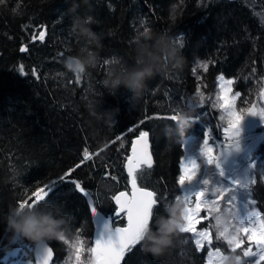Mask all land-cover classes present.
<instances>
[{"label": "trees", "instance_id": "16d2710c", "mask_svg": "<svg viewBox=\"0 0 264 264\" xmlns=\"http://www.w3.org/2000/svg\"><path fill=\"white\" fill-rule=\"evenodd\" d=\"M77 18H87V26L100 37L98 47L86 45L81 38L77 43L69 35ZM145 24L153 33L166 35L172 46L175 42L182 68L168 76H154L136 101L128 102L124 88L116 97L108 95L102 80L110 65H118L111 61L135 63ZM41 31L45 32L43 41ZM85 46L97 53V63L77 83L65 71L63 61L86 52ZM22 47L26 50L21 51ZM196 57L207 62L208 70L201 72L207 85H213L219 72L233 76V89L242 93L237 107L250 103L264 72V0H0V242L12 235L6 218L24 195L25 185L34 190L58 179L84 160L86 150L90 158L69 179L81 181L98 211L108 212L114 223L122 224V216L113 214L112 195L127 187L123 161L131 138L140 130L150 132L153 157V167L143 169L140 183L169 198L182 151L180 140L196 131L199 123L178 126L170 119L154 118L139 125V121L145 115L167 116L177 104L181 108L183 91H189L197 80L192 63ZM104 59L109 65L101 64ZM89 105L97 112L118 106L120 112L115 121L98 120L90 115ZM182 115L198 114L182 109ZM252 151L264 169V135ZM13 170L21 175L17 183H8ZM256 181L252 188L262 193L263 183L258 177ZM47 204L58 205L67 214L65 234L90 237L89 209L73 184L60 182ZM44 241L56 257L62 241ZM171 250L154 258L137 245L121 264H168Z\"/></svg>", "mask_w": 264, "mask_h": 264}, {"label": "snow or ice", "instance_id": "6c2138e0", "mask_svg": "<svg viewBox=\"0 0 264 264\" xmlns=\"http://www.w3.org/2000/svg\"><path fill=\"white\" fill-rule=\"evenodd\" d=\"M148 30L150 27L145 24L140 34ZM69 35L80 43V36L75 30H72ZM44 38L45 32L41 31L39 39L43 41ZM139 42L138 37L137 43ZM173 46L175 47V42ZM20 50L26 49L22 47ZM83 50L87 51L88 48L85 46ZM166 60L167 57H165ZM109 63L108 59L101 62L103 66ZM111 63L118 64L122 68L128 66L122 60H113ZM203 67L205 71L208 70L207 64ZM23 71L21 68V74ZM75 80L77 83L81 82L82 76H75ZM219 80L222 81L223 76ZM234 83L233 79L220 83L214 100H211V97L206 100L204 92L197 85L195 94L199 97V104L185 100L188 108H204L208 100H211V107L220 112L218 120L221 123L215 128L210 123L203 125L202 136L196 135L193 139L190 134L185 139L184 155L180 161L179 175L176 180L180 194L176 195L175 202L182 205L178 231L181 234H191L197 251L207 248L208 264H226L229 260V256L225 255L220 247L215 246L218 241H224L232 253L241 250L243 258H246L243 264H261L264 262V213L256 208L257 201L252 199L250 191L251 187L257 183L254 177L258 163L250 154L243 162L238 158L245 151L242 147V123L246 117H253L261 126H264V103L258 106L253 101L250 107H237V100L242 97V93L234 91ZM169 99L172 98L169 97ZM259 99L264 102V88L260 89ZM244 102L247 103V100ZM181 115L182 109L177 104L171 107L170 114L167 116L145 115L139 121V125L154 118L170 119L178 125ZM206 115V112H202L195 117L183 116L188 124H192L203 123ZM128 131L134 132L135 128H129ZM216 131L223 132V140L215 134ZM116 139L119 140L120 137ZM89 158L86 150L84 160L75 168L68 169L58 179L49 180L34 190L25 185L24 195L16 201L17 206L21 209L35 210L49 206L47 204L49 194L63 181L73 184L75 190L89 196L90 193L82 186L81 181L69 179L76 168L81 167V164ZM152 167L150 132L140 130L139 135L132 141L131 154L127 156L126 169L130 191L127 189L119 191L112 197L116 205L114 216L120 217L122 214L126 216V226H113V216L100 220L95 202L89 204L94 222L99 225L94 240L87 242L92 245L86 249L91 253V264H121L126 254L140 245L145 230L150 227L155 228V221L160 217L157 208L166 197L158 195L157 191L150 190L140 183L143 169ZM260 175L264 179V170ZM112 179L117 178L113 176ZM204 222H208L207 227L203 226ZM16 239L18 236L14 237V243ZM59 240L69 244L65 234H61ZM85 244L86 242L79 238L72 244L75 248L77 264L85 250ZM22 246L30 249L28 245ZM34 250L37 264H49L53 258V248L45 241L36 245ZM234 259L236 264H242L240 255H235Z\"/></svg>", "mask_w": 264, "mask_h": 264}, {"label": "clouds", "instance_id": "9594fccd", "mask_svg": "<svg viewBox=\"0 0 264 264\" xmlns=\"http://www.w3.org/2000/svg\"><path fill=\"white\" fill-rule=\"evenodd\" d=\"M71 11V9H69ZM87 18L74 20L73 28L86 45L99 46L100 37L94 33L88 24ZM142 45L137 48L136 61L133 65L122 68L119 65H110L102 80L107 94L116 97L121 88L127 89L128 102L138 100L147 90V82L156 75L168 76L172 71L182 68V57L172 46L167 36L155 34L151 30L140 34ZM149 42H151L149 44ZM165 57L167 60L165 61ZM97 63V53L90 48L86 52L79 51L76 55L67 57L63 67L73 76L83 75ZM91 116L98 120L115 121L119 115V107L97 112L95 106L89 105ZM186 119L181 115L178 126H183ZM21 173L13 170L6 178L8 183H17ZM45 208L53 209L41 211L35 209H21L19 206L10 207L7 215V228L29 240L40 243L45 239L59 238L65 234L69 225L67 214H62L58 205H49ZM167 215H161L155 221V228L145 230L140 241L141 251L154 258L165 256L176 242L179 234L181 205L168 204L165 207Z\"/></svg>", "mask_w": 264, "mask_h": 264}, {"label": "rangeland", "instance_id": "374dc122", "mask_svg": "<svg viewBox=\"0 0 264 264\" xmlns=\"http://www.w3.org/2000/svg\"><path fill=\"white\" fill-rule=\"evenodd\" d=\"M261 2V1H260ZM256 3H251V6H255ZM249 7V6H248ZM230 16V15H229ZM232 20H235V18H231ZM194 64L193 69L197 68V73L194 71V74L197 75L193 79L194 86L189 90V91H183L182 96V103H181V108L185 109L188 112H193L200 114L202 112H206L207 115L204 116L203 118V123H199V127L197 128L196 131H193L192 133L186 134L184 137L181 138L180 140V145H181V153L178 158V169L176 172V176L173 179L172 183V190L169 193V198L164 199L162 203L164 204L162 212H159L160 216L161 215H167L165 211V207L168 204L176 203L175 202V197L176 195L180 194L179 191V186L176 183L177 177L179 175V170H180V161L182 156L184 155V148L183 145L185 143V139L188 135L191 134L193 139L196 138V135L202 136V127L203 125H206L210 123L214 128L218 126L221 122L218 120V117L220 115V112L218 109H214L211 107V100L215 99V95L219 90V84L226 82L228 79H233V76H226L223 73H217L214 76V81L213 85L211 84L207 85L204 80H202V74L201 72L204 71V64H207L206 60L204 59H199L196 57V59L193 60L192 62ZM261 69L264 70V63L261 66ZM264 73V72H263ZM262 73V74H263ZM262 74L258 77L260 78V85L259 88H255L254 90V97L250 103H247L246 105H243L241 107L247 108L250 107L252 102L255 101L258 106H260L263 102L260 101L259 99V92L260 89L262 88V84L264 81V75ZM199 75V76H198ZM223 76V80H219V78ZM199 77V79H198ZM258 81L256 83L257 87ZM197 85L201 87V90L204 92L206 100L207 98L211 97V100H208L204 108H188L185 105V100L199 104V97L195 94L196 93V88ZM234 91H240L238 89H234ZM185 117H195L196 115H184ZM218 137L223 140V132L222 131H216L215 133ZM242 147L245 149L244 152H242L239 156V160L243 162L245 158L250 154L252 158L255 159V161L258 163L257 155L253 153L252 149L255 147L257 142L262 138L264 135V126H261L259 124V121L256 120L253 117H246L244 122L242 123ZM264 170L262 167L257 164L256 167V175L255 179L258 177L259 180L263 183L264 186V179L261 178V171ZM251 191V196L252 199H255L257 201L256 208L264 213V190L262 191H255L252 187L250 189ZM182 207V205H181ZM204 213H202L203 215ZM106 216L109 217L110 215L106 213ZM214 223V221H212ZM203 226L207 227L208 222H204ZM215 230L213 229V232ZM15 243L13 242L14 237H17ZM66 239L69 240V244H65L63 241V246L60 248L59 254L54 257L50 264H77V261L75 259L76 253H75V248L72 246V244L79 238L80 240H84L86 242L85 244V250L83 251L81 255V259L79 264H91V253L88 252L86 249L88 247H91L92 245L90 243H87L89 240H91V237H88L86 235H80L78 233H70V234H65ZM183 241V242H182ZM22 245H28L30 246V249H26ZM33 245L34 243L30 244L28 243L23 236H20L19 234L13 233L11 237L5 241V243L0 242V264H35L32 256V250H33ZM6 246V247H3ZM215 246H218L221 248L222 252L229 256V260L226 262V264H236L234 256L235 255H240L242 258V264L246 260V258H243L242 251L237 250L236 253H232L231 250L229 249L228 245L224 241H218L216 242ZM171 256L168 257V264H208V250L205 248V250L202 251H197L195 248V243L194 239L191 237V234H181L179 233L176 239V242L174 244V247L171 248ZM213 260H215V257H213ZM261 264H264V262H261Z\"/></svg>", "mask_w": 264, "mask_h": 264}, {"label": "water", "instance_id": "95a60500", "mask_svg": "<svg viewBox=\"0 0 264 264\" xmlns=\"http://www.w3.org/2000/svg\"><path fill=\"white\" fill-rule=\"evenodd\" d=\"M262 88H264V81H263V84H262ZM263 103H264V102H263ZM138 135H139V133L136 134V135H134V136L131 138L130 143H129V148H128V154H127V156L131 154L132 141H133ZM127 156H126V158H125L124 161H123V166H124V171H125L126 176H127V169H126ZM126 189H127L128 191H130V188H128V177H127V188H126ZM126 189H121V190H118V191L114 192L113 196L116 195L119 191H125ZM149 189H150V188H149ZM150 190H151V189H150ZM80 193H81V192H80ZM81 195L84 196L85 201H86V204H87L88 209H89V216H90V221H91V234H90V237H91V240H94V237H95V234H96V232H97V230H98V228H99V225H98L96 222H94V218H93L92 215H91V211H90L89 204H90V202H92V199H91L90 195H89V196H85L83 193H81ZM113 196H112V197H113ZM112 201H113V200H112ZM113 203H114V201H113ZM114 206H115V207H114L113 213H115V208H116L115 203H114ZM104 218H107V216H106L104 213L99 212V219H100V220H103ZM122 218H123V223H122V224H113V226H121V227L126 226V224H127L126 216H124V215L122 214ZM46 243H47V242H46ZM39 244H40V243L34 242V245H33L32 256H33V260H34L35 264H37V257H36V252H35L34 248H35L36 245H39ZM47 244H48V243H47ZM48 246H50V245L48 244ZM50 247H51V246H50ZM53 256H54V253H53ZM52 259H53V258H52ZM50 262H51V261H50ZM50 262H49V264H50ZM121 262H122V261H121Z\"/></svg>", "mask_w": 264, "mask_h": 264}]
</instances>
